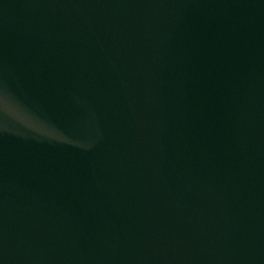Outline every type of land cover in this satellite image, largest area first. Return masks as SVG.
I'll return each instance as SVG.
<instances>
[{
	"label": "water",
	"instance_id": "water-1",
	"mask_svg": "<svg viewBox=\"0 0 264 264\" xmlns=\"http://www.w3.org/2000/svg\"><path fill=\"white\" fill-rule=\"evenodd\" d=\"M0 264H264V0H0Z\"/></svg>",
	"mask_w": 264,
	"mask_h": 264
}]
</instances>
